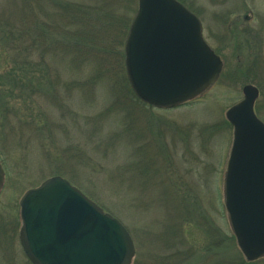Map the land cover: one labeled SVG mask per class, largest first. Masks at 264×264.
<instances>
[{"label": "rangeland", "instance_id": "obj_1", "mask_svg": "<svg viewBox=\"0 0 264 264\" xmlns=\"http://www.w3.org/2000/svg\"><path fill=\"white\" fill-rule=\"evenodd\" d=\"M65 1L88 4L105 19L79 27L55 17L39 31L26 0H0L1 17L23 30L27 24L17 48L43 85L0 128V264H31L19 243L18 202L52 175L126 227L132 264H264V256L245 259L223 204L232 143L225 111L244 84L259 89L254 107L264 121V0H178L194 10L223 67L200 96L171 109L145 105L124 81L127 29L115 20L130 19L137 0ZM43 6L41 14L50 15L52 6ZM8 68L0 54V74Z\"/></svg>", "mask_w": 264, "mask_h": 264}, {"label": "water", "instance_id": "obj_2", "mask_svg": "<svg viewBox=\"0 0 264 264\" xmlns=\"http://www.w3.org/2000/svg\"><path fill=\"white\" fill-rule=\"evenodd\" d=\"M124 66L136 97L172 108L200 95L222 68L202 35L199 18L177 0H137L125 36ZM258 89L225 111L232 143L223 179V204L247 261L264 256V123L254 112ZM4 173L0 163V190ZM18 238L31 264H131L124 225L60 175L28 188L19 199Z\"/></svg>", "mask_w": 264, "mask_h": 264}, {"label": "trees", "instance_id": "obj_3", "mask_svg": "<svg viewBox=\"0 0 264 264\" xmlns=\"http://www.w3.org/2000/svg\"><path fill=\"white\" fill-rule=\"evenodd\" d=\"M46 2L49 4V6H52V10L49 12L50 15H48V13L41 14V8H44L43 3ZM33 4H35L39 10L35 9ZM25 6L28 10L29 21H31L30 18L33 17L34 19L32 22L35 23L36 29H39V31H44L46 29V25L52 23L50 20H54L52 18L55 17V20L58 21L69 20L71 22L78 23L80 24L79 27L86 23L87 20L90 21L94 19V17H96V21L99 22H101L103 18L105 19V15L103 13L98 14L97 10L88 4H71V2L65 0H26ZM188 8L194 12V10H192L190 7ZM135 9L136 7H134L132 10L128 9V13H134ZM95 11L97 12V15H95ZM42 15H45L50 19L43 20L44 18H42ZM127 17L128 20L126 21H123L121 17H116L118 19H116L117 21L115 20V24L119 25V30L120 26H124V28L128 30L132 17H130V19L129 15ZM54 22L55 24H58V22ZM24 27L26 29L23 30L21 27L11 23L8 17L0 16V49H2L0 54L2 59L9 62V68L6 73L4 72L5 74H0V128L5 126L7 120L4 117L9 110L12 109L15 115L18 116L20 113V108H16V104L22 103L27 105L28 99H30L32 96L38 95L43 91L42 82L37 76H35V74L32 73L33 64L27 57H24L17 48L20 35H27L28 33L27 24ZM65 28L68 29V27ZM103 29L106 33L108 32L107 30H110V27L109 25H106L103 27ZM8 43H10L11 47L8 45ZM124 81H126L125 76ZM10 106L12 108H10ZM225 123L228 124L227 121H225ZM62 165L64 164L62 163L59 166ZM99 205L104 210H106L102 204ZM240 262H242V260Z\"/></svg>", "mask_w": 264, "mask_h": 264}]
</instances>
